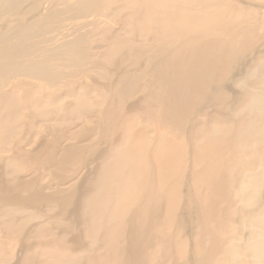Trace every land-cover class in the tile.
<instances>
[{"label":"bare ground","instance_id":"1","mask_svg":"<svg viewBox=\"0 0 264 264\" xmlns=\"http://www.w3.org/2000/svg\"><path fill=\"white\" fill-rule=\"evenodd\" d=\"M21 2L0 0V20ZM49 8L43 22L37 21L34 27L28 26L18 35H0V83L15 79L14 75L29 77L34 65L46 73L50 66L61 64L60 57L77 50L88 25L89 33L98 30L102 37L114 30L119 17L110 19L107 10L112 15H123L121 25L128 35L121 38L115 28L105 39L110 44L109 54L133 51L137 42L133 37H137L142 45L154 41L176 54H184L178 50L187 45L196 59L202 37L223 35L219 45L209 47L208 66L195 70L204 78L202 93L187 102L175 119L177 124L157 107L152 122L147 113L151 129L146 136L137 138L132 127L120 126V142L109 146L101 156L93 185L77 207L89 219V230L85 232L89 234V244L86 239L87 247L80 243L85 248L79 249V253L89 251L84 262L264 264L261 39L259 49L239 78L231 79L237 93L229 96L228 85H222L239 39L253 34H261L264 39V0H56ZM121 63L122 60L114 65ZM178 71L184 72L181 67ZM227 82L231 83L230 79ZM162 124L164 127L157 128ZM184 163L188 169L186 178ZM137 191L138 196L142 193L139 201L146 199V205L151 199L148 194L152 193L154 201L158 191L155 210L150 211L144 224L128 227L116 225L112 214L113 225L110 213L131 208ZM107 214L106 219L100 217ZM230 216L233 222L225 219ZM156 217L158 223L154 222ZM107 219L109 225L104 222ZM186 227L193 230L192 237L184 236ZM47 249L53 253L45 256L50 264H84L85 251L81 258L78 251L72 250L73 256L78 253L75 260L76 256L68 254L71 249H67L66 256L73 258L70 260L63 258L66 248ZM36 258L42 259L40 254Z\"/></svg>","mask_w":264,"mask_h":264},{"label":"rangeland","instance_id":"2","mask_svg":"<svg viewBox=\"0 0 264 264\" xmlns=\"http://www.w3.org/2000/svg\"><path fill=\"white\" fill-rule=\"evenodd\" d=\"M54 1L22 0L17 9L0 20V35H18L26 27H34L37 21L43 22V15ZM107 16L119 17L115 28L121 38H127L121 25L123 15H112L107 10ZM114 30L102 37L98 30L89 33L88 25L77 50L60 57L61 64L50 66L46 73L34 65L30 78L14 75L12 81L0 83V262H4L1 264H48L45 256L53 254L46 251L50 246L62 251L66 248L63 258L70 259L67 256H73L72 250L79 253L89 244V234H85L89 219L77 207L93 185L101 156L109 146L120 142V126L132 127L137 138L146 136L151 129L147 113L152 122L157 107L163 116L175 120L187 102L202 93L204 78L195 70L208 66L209 47L219 45L223 37L222 34L214 39L202 37L196 59L187 45L178 50L185 51L184 54H176L171 48H160L154 41L142 45L137 37H133L137 41L133 51L109 54L110 44L105 39ZM258 39L264 42L261 34L242 37L232 49L229 74L222 82L228 85L227 89L229 84L233 88L226 89L229 96L237 93L231 84L256 54L262 43ZM121 60L120 65H114ZM179 67L183 73L178 71ZM229 79L231 83L227 82ZM162 127L163 124L157 125ZM185 171L186 178V166ZM138 193L131 208L116 209L118 215L109 212L110 216L100 217H111L113 221L110 218L104 222L115 225V215V223L120 227L144 224L150 211L155 210L158 191L154 201L152 193L148 194L151 197L148 205L146 199L139 201L142 193L139 196ZM225 219L234 221L233 216ZM154 222L158 223L157 217ZM184 234L188 237L194 233L186 227ZM67 249H71V254H67ZM83 252L79 253L81 258ZM87 252L84 260L80 258L82 262L89 258ZM37 254L42 259L36 258Z\"/></svg>","mask_w":264,"mask_h":264}]
</instances>
